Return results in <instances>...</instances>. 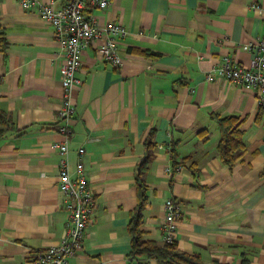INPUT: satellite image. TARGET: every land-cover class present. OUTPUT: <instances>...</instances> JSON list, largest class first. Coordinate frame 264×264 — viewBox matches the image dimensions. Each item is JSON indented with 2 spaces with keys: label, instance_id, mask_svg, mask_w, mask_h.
Returning <instances> with one entry per match:
<instances>
[{
  "label": "crops",
  "instance_id": "obj_1",
  "mask_svg": "<svg viewBox=\"0 0 264 264\" xmlns=\"http://www.w3.org/2000/svg\"><path fill=\"white\" fill-rule=\"evenodd\" d=\"M87 11L128 34L117 42L119 66L99 54L100 39L90 41L71 89L69 171L84 148L95 207L69 263L128 264L141 176L145 238L162 242L171 199L181 207V249L206 263L264 264V107L256 90L215 71L224 58L251 64L249 44L264 36V0H108ZM0 27L8 42L0 50V108L11 123L0 135V264H33L31 256L66 231L53 147L63 139V54L51 25L19 0H0ZM213 114L241 121L244 147L231 167L218 154Z\"/></svg>",
  "mask_w": 264,
  "mask_h": 264
},
{
  "label": "built area",
  "instance_id": "obj_2",
  "mask_svg": "<svg viewBox=\"0 0 264 264\" xmlns=\"http://www.w3.org/2000/svg\"><path fill=\"white\" fill-rule=\"evenodd\" d=\"M25 9L33 8L38 16L47 21L60 45L63 54L61 64L62 101L57 111L59 119L57 131L63 139L53 142V147L61 154L59 162L58 188L65 197L67 223L64 236L56 243L37 250L32 256L33 264H70L69 259L82 247L85 228L92 219L95 198L85 175L82 154L78 149L74 174L69 171L67 153L68 138L71 133L74 107L71 99L73 85L79 83L76 72L81 68V54L90 41L101 40L99 54L114 66L122 63L118 53V39L128 34L123 24L116 21H100L87 11L88 5L104 7L108 0H63L59 8L41 0H19ZM252 7L260 9L255 3ZM254 56L249 66H242L229 58H224L215 68L217 74L239 84L243 89L256 90L260 106L264 107V36L249 44ZM210 79V74L206 75ZM165 216L162 223V241L175 239L181 207L171 199L165 202Z\"/></svg>",
  "mask_w": 264,
  "mask_h": 264
},
{
  "label": "trees",
  "instance_id": "obj_3",
  "mask_svg": "<svg viewBox=\"0 0 264 264\" xmlns=\"http://www.w3.org/2000/svg\"><path fill=\"white\" fill-rule=\"evenodd\" d=\"M6 36L0 27V50L7 47ZM218 124L219 140L217 151L221 160L231 167L237 160L240 151L244 147L242 138L241 121L235 115H212ZM0 135L4 129L11 125L4 111L0 108ZM151 143H148L146 156L140 163L139 173H143L148 160L151 158ZM138 201L128 222V231L132 236L131 249L128 254V264H233L213 261L206 263L198 253H189L180 248L176 240L157 242L154 239L145 238L141 228L143 211L146 203V186L143 178H138Z\"/></svg>",
  "mask_w": 264,
  "mask_h": 264
}]
</instances>
